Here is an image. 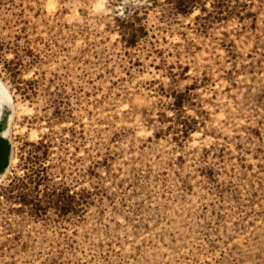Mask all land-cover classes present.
Here are the masks:
<instances>
[{
    "label": "rangeland",
    "instance_id": "374dc122",
    "mask_svg": "<svg viewBox=\"0 0 264 264\" xmlns=\"http://www.w3.org/2000/svg\"><path fill=\"white\" fill-rule=\"evenodd\" d=\"M0 264H264V0H0Z\"/></svg>",
    "mask_w": 264,
    "mask_h": 264
},
{
    "label": "bare ground",
    "instance_id": "6f19581e",
    "mask_svg": "<svg viewBox=\"0 0 264 264\" xmlns=\"http://www.w3.org/2000/svg\"><path fill=\"white\" fill-rule=\"evenodd\" d=\"M12 100L11 94L4 84V82L0 78V174H4L3 166L6 164L8 157H7V147H8V139L6 136V130L4 124L9 123V117L11 116V112L9 111L8 107L10 101ZM3 173V174H2Z\"/></svg>",
    "mask_w": 264,
    "mask_h": 264
}]
</instances>
